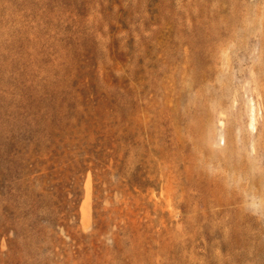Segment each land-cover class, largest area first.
<instances>
[{
    "label": "rangeland",
    "instance_id": "obj_1",
    "mask_svg": "<svg viewBox=\"0 0 264 264\" xmlns=\"http://www.w3.org/2000/svg\"><path fill=\"white\" fill-rule=\"evenodd\" d=\"M0 264H264V0H0Z\"/></svg>",
    "mask_w": 264,
    "mask_h": 264
}]
</instances>
